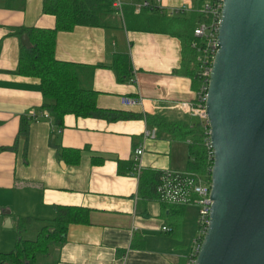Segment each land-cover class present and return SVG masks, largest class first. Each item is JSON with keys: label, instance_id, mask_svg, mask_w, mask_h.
<instances>
[{"label": "crops", "instance_id": "crops-1", "mask_svg": "<svg viewBox=\"0 0 264 264\" xmlns=\"http://www.w3.org/2000/svg\"><path fill=\"white\" fill-rule=\"evenodd\" d=\"M124 1L122 13L129 17H138L143 6H154L143 14L154 19L174 16L177 8L188 15L196 7L195 0ZM41 2L0 0V252L15 245L17 217L52 220L57 207L70 206L82 209L86 220L68 224L64 241L50 248L46 264H185L197 207L170 211L156 198H143L137 176L129 171L142 131L155 126L144 117L66 114L61 124L50 113L47 119L29 118L30 110L49 111L42 108L38 80L16 73L22 43L14 31L54 26ZM136 3L142 4L138 11ZM114 15L103 25L58 32L55 57L75 64L80 87L97 92L101 109L199 122L176 107L193 101L197 90L181 67L180 40L158 26ZM117 53L128 54L134 81L119 79L110 66ZM24 118L26 132H20ZM155 128L156 137L144 142L141 168L185 171L188 140Z\"/></svg>", "mask_w": 264, "mask_h": 264}, {"label": "water", "instance_id": "water-1", "mask_svg": "<svg viewBox=\"0 0 264 264\" xmlns=\"http://www.w3.org/2000/svg\"><path fill=\"white\" fill-rule=\"evenodd\" d=\"M217 41L205 102L212 204L194 264H264V0H223Z\"/></svg>", "mask_w": 264, "mask_h": 264}, {"label": "trees", "instance_id": "trees-1", "mask_svg": "<svg viewBox=\"0 0 264 264\" xmlns=\"http://www.w3.org/2000/svg\"><path fill=\"white\" fill-rule=\"evenodd\" d=\"M113 0H42L41 11L54 17L52 28L43 27H18L14 34L17 36L26 33L30 46L21 45L18 57L17 74L38 80L39 91L43 97L42 108L49 111L57 123H62L66 114L80 117H103L107 119H120L130 117H144L150 126L163 130L180 141H187V172H193L210 183L211 159L205 143L207 132L199 122L185 123L182 121L169 122L164 117L148 113L137 114L121 110L101 109L96 104L97 92L81 88L75 64L62 61L55 57L56 36L60 31H70L76 25L99 26L108 21L115 14L112 7ZM195 9L188 15L184 11L176 15L157 19L155 25L161 31L173 34L181 43V67L183 72L191 77L192 85L197 88L196 50L192 43L197 41L194 28L203 21L204 15L199 9L206 0H195ZM153 9L154 6H143ZM142 7V10H143ZM154 27V26H152ZM146 28V27H145ZM119 79L126 78L133 81L130 75L132 69L128 54L117 53L112 58L110 65ZM23 122L20 132H26L27 125ZM66 151V150H63ZM132 167V161L130 166ZM132 171L131 169L129 170ZM163 171L155 169H142L138 174L139 195L143 198L158 199L156 187L160 182ZM165 204V203H164ZM170 211H182L184 205H167ZM82 209L70 206L57 207L52 220H42L33 217H17L14 228L17 238L13 249L0 252V264H46L40 263V258H45L54 245L61 244L69 223L83 222ZM40 220L41 226L36 231L34 238H25L22 234L32 222Z\"/></svg>", "mask_w": 264, "mask_h": 264}, {"label": "built area", "instance_id": "built-area-1", "mask_svg": "<svg viewBox=\"0 0 264 264\" xmlns=\"http://www.w3.org/2000/svg\"><path fill=\"white\" fill-rule=\"evenodd\" d=\"M131 1V0H128ZM144 2L143 5H147ZM123 5L124 0H113L112 7L115 10V14L123 19ZM134 10L138 11L141 7V3H136ZM223 0H206L203 5L196 9V11L204 15V20L201 21L194 28V36L197 41L192 43V47L196 50V64H197V76L198 84L196 90V97L193 101L179 102L176 107L181 111L188 113L190 116H196L201 121L203 128L207 132V138L205 140L208 156L213 160V153L209 141V125L206 113V98L209 75L213 63V59L216 51L219 48L217 41L218 28L221 17V9ZM183 11L182 8H177L176 13ZM135 78L133 79V81ZM136 101L128 99V103H134ZM141 103V100L138 101ZM28 116L33 121L49 118V112L30 110ZM157 130L153 128H145L142 131L143 142L140 143L133 150L132 161V174L136 175L142 170L141 157L145 153L144 142L146 140L154 139L156 137ZM211 171V168H210ZM210 185L201 176L187 171H174L166 169L163 171L160 182L156 187V193L158 200L162 203L169 205H195L197 207L196 218V233L192 240V248L185 264H194L197 251L200 247L204 233L209 223V214L212 204L210 198ZM162 230L170 231L171 228L162 226Z\"/></svg>", "mask_w": 264, "mask_h": 264}, {"label": "rangeland", "instance_id": "rangeland-1", "mask_svg": "<svg viewBox=\"0 0 264 264\" xmlns=\"http://www.w3.org/2000/svg\"><path fill=\"white\" fill-rule=\"evenodd\" d=\"M145 11H146L145 7H143V10H142L141 14L138 17L137 16L129 17V15L127 13H124L123 21L125 20V22H127L128 19H131V21H134L136 19L141 24L159 25L157 19L150 18V17H147L146 15H143L145 13ZM111 18L114 19V18H116V16L112 15ZM195 225H196V223H195ZM40 226H41V224L39 222H33V224H31V226H30V230L28 232H23L22 235L25 238H34V236L36 234V231L39 229ZM196 227H197V225H196ZM39 262L43 263L44 262V258H40Z\"/></svg>", "mask_w": 264, "mask_h": 264}]
</instances>
